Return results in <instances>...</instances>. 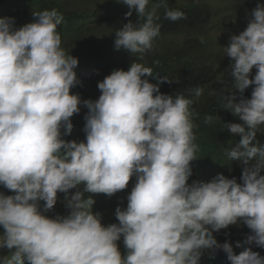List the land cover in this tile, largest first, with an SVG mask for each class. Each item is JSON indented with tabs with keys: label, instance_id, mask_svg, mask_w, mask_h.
I'll list each match as a JSON object with an SVG mask.
<instances>
[{
	"label": "clouds",
	"instance_id": "clouds-1",
	"mask_svg": "<svg viewBox=\"0 0 264 264\" xmlns=\"http://www.w3.org/2000/svg\"><path fill=\"white\" fill-rule=\"evenodd\" d=\"M121 2L130 9L126 16L134 9L144 23L124 24L114 47L142 60L160 34L159 17L147 11L149 0ZM161 6L167 20L186 18L163 0ZM32 15L19 28L14 17L0 18V186L13 193L0 192V250L10 254L0 264H199L203 254L218 250L230 264H264L245 246L264 248V147L252 146L264 126V4L224 47L234 89L252 87L251 98L239 103L225 97L241 121L226 124L240 137L228 153L242 166L240 183L223 174L188 182L197 151L193 101L161 93L148 79L150 67L132 62L127 71L114 69L98 82L95 101L71 93L81 81L78 58L61 47L63 16L55 9ZM202 91L195 87L191 94L199 98ZM81 105L88 110L85 140L67 141L62 137L71 133L70 118ZM132 177L126 208L115 210L118 224L104 226L92 194L111 197ZM58 193L69 212L49 217ZM240 223L250 234L237 242L243 250L236 254L213 232Z\"/></svg>",
	"mask_w": 264,
	"mask_h": 264
},
{
	"label": "rangeland",
	"instance_id": "rangeland-1",
	"mask_svg": "<svg viewBox=\"0 0 264 264\" xmlns=\"http://www.w3.org/2000/svg\"><path fill=\"white\" fill-rule=\"evenodd\" d=\"M163 3L168 9L182 11L186 18L175 22L167 20L164 18L166 9L161 6L162 0H149L147 11L155 10L159 17L155 22L161 25V29L151 50L142 60L136 54L114 47L115 32L124 24L129 21L144 23V18L139 17L134 9L131 16L125 15L130 9L121 0H0V18L14 17L15 27L19 28L33 22V12L55 9L62 14L63 20L57 28L61 35V47L66 54L78 58L75 71L81 81L71 89V93L79 94L82 100L98 99L101 94L98 82L114 69L127 71L132 62L150 67L153 74L148 79L151 83L160 84L161 93L173 96L182 94L193 101L189 110L195 125L193 131L197 151L196 160L192 162L193 175L188 182L210 181L217 174H223L229 179L235 177L240 183L242 166L228 155L240 137L230 134L226 124L241 121L229 109L225 97L234 96V103H239L242 98H251L252 87L243 93L234 89L229 75L232 61L225 54L224 47L228 46L231 35H238L246 29L251 11L257 4H264V0H163ZM255 72L254 68L250 78L254 77ZM195 87L203 90L199 98L191 94ZM80 107V113L70 118L73 124L71 133L62 137L67 141L85 140L84 116L88 110L83 105ZM206 116L212 117L211 122H205ZM252 146L264 147V126L257 133ZM135 182L136 178L132 177L125 190L111 197L92 194L95 200L93 212L101 214L104 226L118 224L115 210L118 206L126 208L127 196ZM0 192L13 194L3 186H0ZM88 195L85 193V198ZM68 212L64 206V194L58 193L57 204L47 215L63 216ZM249 234L250 229L243 223L213 232L219 243L230 242L236 254L243 250L236 247L237 242L244 244ZM117 244L124 255L123 238ZM245 246L264 257V248L255 244ZM7 252V249L0 250V260L10 255ZM199 264L230 262L227 254L218 250L212 255L203 254Z\"/></svg>",
	"mask_w": 264,
	"mask_h": 264
},
{
	"label": "trees",
	"instance_id": "trees-1",
	"mask_svg": "<svg viewBox=\"0 0 264 264\" xmlns=\"http://www.w3.org/2000/svg\"><path fill=\"white\" fill-rule=\"evenodd\" d=\"M255 1H261V0H255Z\"/></svg>",
	"mask_w": 264,
	"mask_h": 264
}]
</instances>
